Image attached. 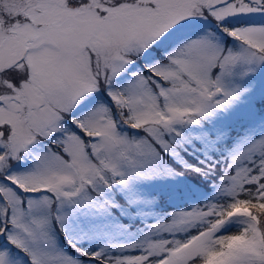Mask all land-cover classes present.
<instances>
[{"label":"snow or ice","instance_id":"obj_1","mask_svg":"<svg viewBox=\"0 0 264 264\" xmlns=\"http://www.w3.org/2000/svg\"><path fill=\"white\" fill-rule=\"evenodd\" d=\"M0 264H264V0H0Z\"/></svg>","mask_w":264,"mask_h":264}]
</instances>
